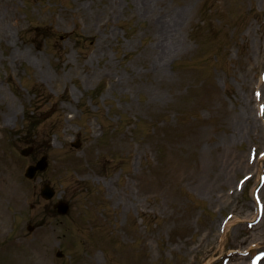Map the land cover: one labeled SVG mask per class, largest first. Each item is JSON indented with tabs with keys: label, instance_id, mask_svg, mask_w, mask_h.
I'll list each match as a JSON object with an SVG mask.
<instances>
[{
	"label": "rangeland",
	"instance_id": "rangeland-1",
	"mask_svg": "<svg viewBox=\"0 0 264 264\" xmlns=\"http://www.w3.org/2000/svg\"><path fill=\"white\" fill-rule=\"evenodd\" d=\"M143 4L0 0V164L11 157L20 182L0 194V264H249L264 251V215L249 224L264 0ZM179 9V40L158 60L157 22Z\"/></svg>",
	"mask_w": 264,
	"mask_h": 264
},
{
	"label": "bare ground",
	"instance_id": "bare-ground-1",
	"mask_svg": "<svg viewBox=\"0 0 264 264\" xmlns=\"http://www.w3.org/2000/svg\"><path fill=\"white\" fill-rule=\"evenodd\" d=\"M150 2L151 0H143V9L152 8V4H150ZM184 18V11L179 9L174 11L171 15H166L165 18L157 22L161 29V36H163V39L158 47L160 52L158 54V60H163V50L167 49L170 45L174 47L177 44L180 37V27ZM259 127L260 123L257 121L247 119L245 120L243 131L245 130L248 134L261 137L259 135ZM4 128L6 127L0 124V131ZM16 170L17 168L15 162L11 157L5 158L3 165L0 164V194H13L18 196L20 182ZM241 259L242 258H240V260Z\"/></svg>",
	"mask_w": 264,
	"mask_h": 264
},
{
	"label": "water",
	"instance_id": "water-1",
	"mask_svg": "<svg viewBox=\"0 0 264 264\" xmlns=\"http://www.w3.org/2000/svg\"><path fill=\"white\" fill-rule=\"evenodd\" d=\"M28 171L31 174L33 172V168H29ZM43 194L46 195V196H49L50 192L44 190ZM58 207H59L60 211H64L65 210V206L64 205L59 204Z\"/></svg>",
	"mask_w": 264,
	"mask_h": 264
}]
</instances>
